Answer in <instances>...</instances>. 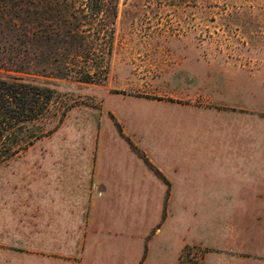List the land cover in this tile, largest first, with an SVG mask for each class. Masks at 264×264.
Masks as SVG:
<instances>
[{"label": "rangeland", "instance_id": "obj_1", "mask_svg": "<svg viewBox=\"0 0 264 264\" xmlns=\"http://www.w3.org/2000/svg\"><path fill=\"white\" fill-rule=\"evenodd\" d=\"M113 2V20L106 6L81 24L77 62L23 76L66 112L0 164V264H264V199L163 200L140 146L179 77L182 102L260 113L264 129V0Z\"/></svg>", "mask_w": 264, "mask_h": 264}, {"label": "crops", "instance_id": "obj_2", "mask_svg": "<svg viewBox=\"0 0 264 264\" xmlns=\"http://www.w3.org/2000/svg\"><path fill=\"white\" fill-rule=\"evenodd\" d=\"M191 63L182 56L178 66L181 75H195ZM177 80L178 99L172 103L162 101L163 110L143 115L151 122L141 131V150L163 178L144 163L143 167L160 186L158 197L202 201L264 199V129L260 128V113H226L212 106L182 102L187 95L182 89L190 85H183L181 77ZM229 173H239L243 178L237 183L225 180Z\"/></svg>", "mask_w": 264, "mask_h": 264}, {"label": "trees", "instance_id": "obj_3", "mask_svg": "<svg viewBox=\"0 0 264 264\" xmlns=\"http://www.w3.org/2000/svg\"><path fill=\"white\" fill-rule=\"evenodd\" d=\"M108 2L111 0H0V164L26 151L65 116L51 87L32 84L23 76L32 75L36 66L61 71L62 62L68 64L67 57L63 59L66 54L77 62L75 43L89 32L81 24L93 20L106 6L111 8L113 20L116 4ZM107 50L109 53L110 46ZM88 71L77 78L89 82ZM73 74L62 72L55 78Z\"/></svg>", "mask_w": 264, "mask_h": 264}]
</instances>
